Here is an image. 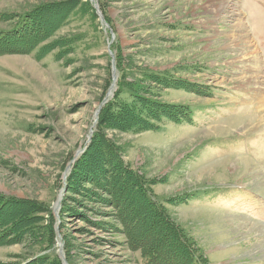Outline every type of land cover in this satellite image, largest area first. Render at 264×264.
I'll return each instance as SVG.
<instances>
[{
    "label": "rangeland",
    "instance_id": "374dc122",
    "mask_svg": "<svg viewBox=\"0 0 264 264\" xmlns=\"http://www.w3.org/2000/svg\"><path fill=\"white\" fill-rule=\"evenodd\" d=\"M24 16L37 47L0 53V264H142L121 220H162L138 181L209 264H264V0H0L1 32ZM141 97L193 122L127 127Z\"/></svg>",
    "mask_w": 264,
    "mask_h": 264
},
{
    "label": "trees",
    "instance_id": "16d2710c",
    "mask_svg": "<svg viewBox=\"0 0 264 264\" xmlns=\"http://www.w3.org/2000/svg\"><path fill=\"white\" fill-rule=\"evenodd\" d=\"M24 17L25 19H23L22 21L20 20V22L17 23V26H15L12 30L8 31V33L7 31L6 32L0 31V53L8 52L15 49H17L20 52H28L31 51L33 48L37 47L36 42L32 45H30L27 42L28 34L27 32H25V30L27 29L28 27L27 25L29 22L28 20L26 21L27 17L26 16ZM17 35L20 36V38H22V36L24 37L21 40H17L16 39ZM29 42H30V38H29ZM21 43L26 46H23ZM20 46L22 47L20 48ZM41 53H42V47H38L35 56L38 58ZM157 79L160 80V77ZM161 80H162L161 82L166 81L165 86L168 88L173 87V89H185L190 91H196L195 84L190 83L185 79L165 76L162 77ZM149 93L153 94L156 92L150 88ZM151 97L153 98V96ZM141 100H142L141 103L140 102L136 103L131 101L133 102L134 109H132V111L130 112L126 110L127 106L124 105V107H121V111L123 113L121 117L124 121L123 124H125L127 127H131L132 129L135 130V129H140L142 127V124L143 125L146 124L150 127H153V124H162L165 126V123L167 121L168 122L171 121L174 124H178V125L191 124L193 122L192 117L194 115V111L187 105H177V104L173 105L165 102L160 103L151 98L145 99L144 97H141ZM125 102L129 103L127 101ZM102 110L103 107L100 108L99 111L100 114L102 113ZM99 119L100 117L98 118V121ZM110 170L108 172H110ZM104 172H105V176H108L105 178V184L110 183L111 182L109 178L110 175L107 173L106 170H104ZM117 172L118 169L115 170V174ZM122 175H125V173H122ZM132 175L134 177H137L133 173ZM129 187L139 192V194H141L142 197L144 194L143 198H145L146 203L149 204V206H147L144 202H142L141 209L145 210L146 214L148 211V215H149V211H151L153 214L157 213L156 214L157 216L161 215L160 220H162L161 223L162 227L161 226L159 227L158 225L155 226L153 224H151V226L148 225L147 232H145L146 234L145 237H143V233L139 235L136 234L133 237V231L137 229L139 225L138 224L139 221L136 222L135 219L127 220L128 216L125 221L121 220L123 226L122 230L124 231V234L127 235V245L132 251H139L142 264H209L208 259L203 255V253L197 247L191 245V243L188 240L181 237V235L178 233V230L176 228L177 226H175L174 223L172 224L168 220L169 218L167 217L168 216L167 213L155 209V206L159 205V203H157L156 201L154 202L147 194L144 193L143 190L144 184H142V182L138 181L136 182V184L134 182V185L133 186L130 185ZM108 188L109 187L105 189ZM112 199L114 198L107 199V201L113 203L118 211V208H120V204L118 202L116 203ZM187 199L188 197L186 196V197L178 198V201H180L181 203L183 202L186 203ZM145 222L146 221H144V223ZM3 224L2 222H0V228L5 226ZM164 226L169 230L168 234L165 232V229H163ZM5 234L6 232L1 231L0 238L1 236H6Z\"/></svg>",
    "mask_w": 264,
    "mask_h": 264
},
{
    "label": "bare ground",
    "instance_id": "6f19581e",
    "mask_svg": "<svg viewBox=\"0 0 264 264\" xmlns=\"http://www.w3.org/2000/svg\"><path fill=\"white\" fill-rule=\"evenodd\" d=\"M238 14H240V13H238ZM255 56H257V55H255V53H253V57L255 58ZM235 60V59H234ZM260 224V223H259ZM261 226V230H262V232L264 233V225H260ZM249 227L251 228V229H253V228H255V227H257V224L255 225V224H249ZM260 230V229H259Z\"/></svg>",
    "mask_w": 264,
    "mask_h": 264
},
{
    "label": "water",
    "instance_id": "95a60500",
    "mask_svg": "<svg viewBox=\"0 0 264 264\" xmlns=\"http://www.w3.org/2000/svg\"><path fill=\"white\" fill-rule=\"evenodd\" d=\"M95 11L97 12V15L99 16L100 19H103L102 15L99 12L98 7H96V5H94ZM114 78V77H113ZM115 79V78H114Z\"/></svg>",
    "mask_w": 264,
    "mask_h": 264
}]
</instances>
